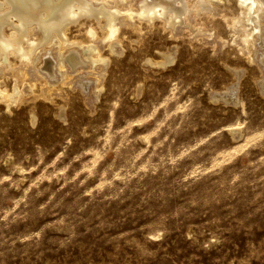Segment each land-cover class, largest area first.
<instances>
[{"label": "rangeland", "instance_id": "obj_1", "mask_svg": "<svg viewBox=\"0 0 264 264\" xmlns=\"http://www.w3.org/2000/svg\"><path fill=\"white\" fill-rule=\"evenodd\" d=\"M101 1L88 5L117 15L126 34L108 48L68 45L85 64L68 70V105L33 81L21 87L27 105L9 114L0 102V264H264V77L227 27L219 37L196 23L201 11L223 22L236 2L197 0L173 37L155 19L138 41L136 19L117 13L142 0ZM256 16L264 27V9L244 18ZM97 43L104 59H93Z\"/></svg>", "mask_w": 264, "mask_h": 264}, {"label": "bare ground", "instance_id": "obj_2", "mask_svg": "<svg viewBox=\"0 0 264 264\" xmlns=\"http://www.w3.org/2000/svg\"><path fill=\"white\" fill-rule=\"evenodd\" d=\"M88 1L89 0H0V11L1 10L3 11L0 12V102L5 103L6 105L5 107H7V112L11 104L12 106H14L13 104L20 105V103L21 104L24 102H25L24 104L28 103L26 102L25 98L23 100L22 96L24 94L22 95V91H21V87L26 81H33L34 83H32V85L33 87L36 88V90H42V87L46 86V88L43 87L44 88L43 94L47 90V93L48 95H50V97L52 95L50 92L52 91L54 95H55L54 91H57V95L58 94L60 95L58 91L61 92L63 90V87L68 86V83L75 78V74H74V78L71 79L72 78L70 74L71 71L68 70L70 69L75 70L76 68L85 65L83 61L80 59L77 52H71L68 55L64 54L68 50L69 47L68 45L85 44L88 47V45L91 42H103L102 44L106 45V48H108L110 47L109 44L113 40H118L119 44L121 43L122 38L125 37L126 32L121 31V27L118 23L119 18L117 17V15L113 16L107 13V11L103 7L97 8V6L93 4L89 6ZM195 1L197 0H142L141 6L140 5L137 6L135 12L121 13L122 12L121 11L117 14L118 16H123L125 22L127 20L129 21L130 19L131 20L136 19V22L133 21H131L132 23L130 22L131 24L130 26L128 24L129 22L127 23L130 28L128 26L126 27L129 28V31L131 29L134 33L135 32L137 33L138 41H141V38L139 37H141V33L143 32L144 29H148V26L150 24L154 23L153 25H155L154 22L155 19L160 20V22H158L159 27H161L160 29H162V31L169 29L167 34L169 36L171 34V36L173 37L172 34L173 33L177 34L176 33L177 30L180 29V25L183 23L184 19H186L183 18V16L188 14L189 6L195 5V3H197ZM215 1L217 2V0ZM234 1L236 2L235 5L237 4L235 9L232 4L228 5L229 2L227 1L226 7L228 6L227 9L229 8L232 11V14H230L226 19L223 18V22L222 20L221 22H217V20L213 21L209 18L210 16L215 17L216 14H211V13L206 14V12L201 11L202 13H200L201 14L199 15L200 17L196 19V23L205 27L206 26L214 27L218 33V35H216V33L214 32L215 35L219 37H223L222 28L224 26L227 27L229 29L228 32L229 39L227 38V41H231L229 43L230 44L233 43L234 48L236 46L235 48L236 51H238V53L240 52L241 55L243 54L245 56L243 57L247 60L249 66L250 64H252V61H255V65L253 64V66H255V68L258 70L257 74L262 73L264 77V47L258 49H256L257 46L255 47V45L258 43L257 38L262 37V39L264 40V27L260 26L258 16H256V20L254 21L251 20V17L244 18L245 13L248 14L250 10H253L254 12V10L264 9L263 2L262 1L259 2L258 0H234ZM224 2L226 1L220 0V3H224ZM207 3H209L208 0ZM76 4L77 6H75ZM228 12L230 11L228 10ZM141 13H143L144 16H140L139 14ZM125 17L128 19H125ZM240 18L242 19V21H239ZM103 23L104 25H102ZM97 24H100V26H97ZM236 24H238L240 28H236ZM72 27H74V29L77 28L76 33L73 34V36H71L69 33L72 32L71 31ZM34 29L36 33L33 34L32 31ZM184 34L185 33H183V35ZM188 34L186 33V35ZM215 35L214 37H216ZM224 35H228V34H224ZM178 36H180V34ZM190 37L191 36H189V38ZM238 37L240 38L239 41H241V44L237 43ZM97 38H101V39L98 40ZM193 38L192 40L190 39L191 43L193 41ZM203 39L204 38H202V40ZM217 39L215 40L213 39L214 40L213 42H216ZM225 39L223 41L226 43ZM131 40L128 41L132 43ZM196 40L197 42H199L200 39H196ZM190 42L188 45L191 46ZM100 46L97 43V48H96L97 50L92 53L93 59L95 60L101 59L105 55V53L102 52L101 49L102 46L101 47ZM195 46L194 48H196ZM202 46L203 45L201 44V47ZM49 48L54 49V52L47 50ZM214 51L215 50H213L212 52ZM109 53L112 54L111 51H109ZM238 53L236 54L238 55ZM47 56L49 58L48 60H47ZM53 56L55 57L54 59L56 60L54 62L52 61ZM106 61L107 60L101 62L99 60V62L97 63L99 64V68H95V66H93L94 64L90 66V68L95 69L96 71L95 73H91L88 71L89 74H91L94 77V82H95V87L97 88L96 89L97 92H99L98 88L102 89L104 86L103 75L105 74L103 72L106 73V71H104L106 69L104 67V63ZM157 63H159V66H163L162 63L159 61L157 62L156 60L155 62L151 61V64H157ZM80 71L78 69V72ZM83 74L85 73L83 72ZM230 75L233 77V74ZM81 76L82 78H79V80L86 78L85 77L86 75L84 76V78L83 75ZM13 81L15 84L14 87H12L13 84H11V82L13 83ZM77 86L86 89L87 84L85 83L84 85L83 84L79 85L77 83ZM260 86L264 87V80L263 82H260ZM71 92H72L71 87H67L65 92H61L63 94H61L60 96L58 95L59 97H57V95L55 96L57 98L61 97L63 99L61 103L64 102V105H68L70 100L68 99V97L69 94L71 95ZM232 93H233L232 90H230V92L228 93V95H230L228 97L229 100L233 98ZM39 94L34 96L32 95L34 97L32 99H36V98L45 99V96H42V93L41 95ZM28 95L29 93L27 94V97L25 96L26 99L29 98ZM32 99H29L30 100L29 102H31ZM52 100H51L52 104L50 103L52 106L53 103L55 105L58 104L56 100L54 102ZM34 101L35 100H33V102ZM17 108H19V106ZM33 109H34L33 107L27 109V121L29 122V124L32 125L37 120V115H38L36 111H34ZM54 116H56V114ZM238 125L239 124H236L237 128L235 127V129L229 128V131L234 132L235 130L240 129Z\"/></svg>", "mask_w": 264, "mask_h": 264}]
</instances>
